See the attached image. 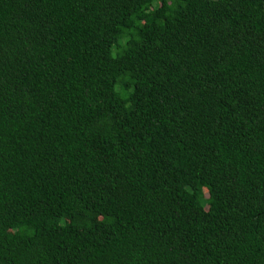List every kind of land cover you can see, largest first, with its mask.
Returning a JSON list of instances; mask_svg holds the SVG:
<instances>
[{
	"label": "trees",
	"instance_id": "obj_1",
	"mask_svg": "<svg viewBox=\"0 0 264 264\" xmlns=\"http://www.w3.org/2000/svg\"><path fill=\"white\" fill-rule=\"evenodd\" d=\"M0 264H264V0H0Z\"/></svg>",
	"mask_w": 264,
	"mask_h": 264
}]
</instances>
